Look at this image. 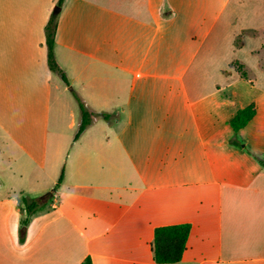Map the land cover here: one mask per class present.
Instances as JSON below:
<instances>
[{"label":"crops","instance_id":"0c3cea01","mask_svg":"<svg viewBox=\"0 0 264 264\" xmlns=\"http://www.w3.org/2000/svg\"><path fill=\"white\" fill-rule=\"evenodd\" d=\"M58 2L0 0V264H157L178 224L175 264H264V0H64L69 85ZM74 90L112 114L77 141Z\"/></svg>","mask_w":264,"mask_h":264},{"label":"trees","instance_id":"16d2710c","mask_svg":"<svg viewBox=\"0 0 264 264\" xmlns=\"http://www.w3.org/2000/svg\"><path fill=\"white\" fill-rule=\"evenodd\" d=\"M64 0H59L55 9L53 10L50 20L46 26V42L48 47V64L50 69L58 74L62 80L69 85L68 79L57 63L55 57V36L57 32V19L60 14ZM242 69L240 68V71ZM245 77V73L242 72ZM73 94L78 101L81 123L79 129L75 135V141H77L86 129L94 122V112L88 110L83 99L73 91ZM257 106L255 102L250 103L245 108L238 111V113L229 121V124L237 133L248 125V123L256 116ZM105 119H110L112 115L102 114ZM261 165L264 167V160H260ZM64 180V172L61 173L59 180L53 190L47 194L37 198H27V210L29 213H34L36 210L41 209L44 204L48 205L53 201L54 193L62 185ZM47 199V202L42 203ZM45 205V206H46ZM43 206V207H45ZM42 207V208H43ZM190 224H178L172 226L158 227L155 229L154 240L151 244L154 261L157 264H175L182 260L183 254L187 247L188 238L191 231ZM81 264H93L91 257H87Z\"/></svg>","mask_w":264,"mask_h":264},{"label":"rangeland","instance_id":"374dc122","mask_svg":"<svg viewBox=\"0 0 264 264\" xmlns=\"http://www.w3.org/2000/svg\"><path fill=\"white\" fill-rule=\"evenodd\" d=\"M78 90H74V92L76 93V94H78L79 96H80V94L77 92ZM70 95H72V97H73V100H74V103H75V105L78 107L77 109L79 110L80 108H79V104H78V101L76 100V98H75V96H74V94H73V92H71V93H69ZM81 97V96H80ZM88 110H90V111H92V112H94V114H95V116H94V118L96 119V118H101V116H102V114H100V113H97V112H95V111H93L92 109H90V108H88ZM110 115H112V114H110ZM79 116H81V113H80V115ZM218 117H220V116H218ZM222 117V116H221ZM229 128H231V129H233L232 127H231V125H229ZM79 129V128H78ZM78 131V130H77ZM76 131V132H77ZM0 193H1V195L2 194H4L5 192H4V190H0ZM28 193H26L25 194V196H23V201L24 202H27V198H29L28 196ZM47 197H46V200H44L42 203H45V202H47ZM46 204H44L43 206H45ZM42 206V207H43ZM42 207H40V208H42Z\"/></svg>","mask_w":264,"mask_h":264}]
</instances>
